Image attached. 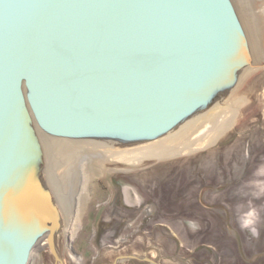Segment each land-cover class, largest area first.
I'll return each mask as SVG.
<instances>
[{
    "label": "water",
    "instance_id": "95a60500",
    "mask_svg": "<svg viewBox=\"0 0 264 264\" xmlns=\"http://www.w3.org/2000/svg\"><path fill=\"white\" fill-rule=\"evenodd\" d=\"M250 63L232 0H0V264H28L45 238L56 257L39 131L155 141Z\"/></svg>",
    "mask_w": 264,
    "mask_h": 264
},
{
    "label": "rangeland",
    "instance_id": "374dc122",
    "mask_svg": "<svg viewBox=\"0 0 264 264\" xmlns=\"http://www.w3.org/2000/svg\"><path fill=\"white\" fill-rule=\"evenodd\" d=\"M232 1L251 66L178 141L124 146L132 154L121 158L118 148L79 154L67 233L57 230L56 257L45 238L29 264H264V0ZM42 142L60 184L72 160L58 159L61 140ZM130 256L140 259L118 260Z\"/></svg>",
    "mask_w": 264,
    "mask_h": 264
},
{
    "label": "bare ground",
    "instance_id": "6f19581e",
    "mask_svg": "<svg viewBox=\"0 0 264 264\" xmlns=\"http://www.w3.org/2000/svg\"><path fill=\"white\" fill-rule=\"evenodd\" d=\"M245 8H247L245 6ZM242 9V8H241ZM244 10V8H243ZM259 11V10H258ZM248 11L245 13L246 14V17H248L247 15ZM249 14V13H248ZM255 14V13H254ZM250 15V14H249ZM264 16V13L262 14ZM244 21L246 24L250 25L251 26H254V19H252L251 15L249 16V18H246ZM241 18V17H240ZM244 24V22L242 23ZM252 29V28H251ZM250 29V30H251ZM248 41V40H247ZM252 63V62H251ZM251 66V65H250ZM241 77V76H240ZM239 77V78H240ZM212 109V107L206 111H200L194 115H192L190 118H188L187 120H185L182 124H180L178 127H176L174 130H172L171 132H169L164 138L160 139V140H156L154 142H151L150 144L152 143H156L158 141H161V140H164V139H167L169 137H171V139L174 137H177L179 136L181 133H184V132H189L190 133V130L186 131L187 128H189V126H191L194 121H196L197 119H199L200 117L204 116V114H206L208 111H210ZM188 126V127H187ZM192 130V129H191ZM195 129L192 130V132L194 131ZM185 134V133H184ZM174 135V136H173ZM182 135V134H181ZM180 135V136H181ZM38 136H39V139L41 141V146H42V149H43V153H44V166L42 167L43 169V174H42V178L40 179L41 183H43V186L46 188V191L47 193L49 194V196L51 197L52 199V207L54 209H57L58 211V220L60 222V226H61V230L64 229V227L62 226V222L65 224V217L71 219V213L69 214L68 213H64L65 212V206H64V201L66 202L67 199H66V184H67V180L66 178H68L70 176V174L72 172H74V169L77 167V163L79 162V159L81 158L79 156V154H84L85 152L87 151H92L93 150H97L98 151H101V152H105V153H108L109 151L108 150H111V149H115V148H118L116 150V152L114 154H117L118 157H120V153H124L125 155H121L123 157H127L128 154H132L130 153V151L126 150L124 147H121V145L119 144H115V142H110V141H107V140H64V139H56V138H51L47 135H44L42 132H38ZM43 136H46L48 137L49 139H53V140H61L62 143H60L61 148L59 151H58V159H62V158H65L67 159V157L71 158L72 162L70 165V168L69 169H72V171L70 172H65V169L64 167L61 168L62 170V175H61V183L58 184L56 183L55 184V181H53V177L51 176V174H49V171L47 169V154H46V150H45V147H44V144L42 142V137ZM180 138H175L173 140H176L178 141ZM60 142V141H59ZM174 142V141H173ZM146 145H149V144H146ZM133 148V147H132ZM107 150V151H106ZM120 150H124V151H120ZM112 153H113V150H111ZM126 151V152H125ZM121 158V157H120ZM144 158V157H143ZM64 170V171H63ZM74 175V174H73ZM49 176V177H48ZM59 178V180H60ZM50 179V180H49ZM63 192H64V195H63ZM68 202V201H67ZM62 205V207H61ZM67 205V204H66ZM72 220V219H71ZM62 232V231H61ZM64 232L67 233V231H65L64 229ZM45 241V240H44ZM41 241H39L37 243V245L34 247L33 251L36 250L37 247H39L41 244H40ZM33 251H32V254H31V257H30V260L29 262L31 261V258H32V255H33ZM29 264V263H28Z\"/></svg>",
    "mask_w": 264,
    "mask_h": 264
}]
</instances>
